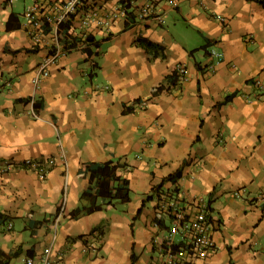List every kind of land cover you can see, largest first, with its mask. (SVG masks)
Returning a JSON list of instances; mask_svg holds the SVG:
<instances>
[{
    "label": "crops",
    "instance_id": "obj_1",
    "mask_svg": "<svg viewBox=\"0 0 264 264\" xmlns=\"http://www.w3.org/2000/svg\"><path fill=\"white\" fill-rule=\"evenodd\" d=\"M38 1L50 3L0 0V161L15 164L0 173V263L26 264L55 235L58 264H152L159 203L180 192L181 206L204 199L218 222L216 248L183 264H264V92L254 98L264 4L129 0V18L91 24L94 44L69 51L36 84L48 48L31 39L23 13ZM148 1L154 8L139 15ZM93 2L113 10L123 0ZM212 46L224 51L214 70ZM27 160L45 165V177ZM111 160L132 199L78 211L90 204L83 165ZM161 223L173 228L168 216Z\"/></svg>",
    "mask_w": 264,
    "mask_h": 264
},
{
    "label": "built area",
    "instance_id": "obj_2",
    "mask_svg": "<svg viewBox=\"0 0 264 264\" xmlns=\"http://www.w3.org/2000/svg\"><path fill=\"white\" fill-rule=\"evenodd\" d=\"M176 5V0H169ZM127 4V3H126ZM154 8L153 2H146L140 9V14L148 12ZM46 9H49L46 11ZM82 9V15L78 19L76 27H71L73 37L85 40L90 34L87 30L91 24H95L100 28H110L113 20L118 16H124L126 19L130 16L129 8L125 4L116 6L113 10L94 5L93 0H50L45 5L43 2H36L28 6L23 15L26 19V30L36 45L48 48L45 58L38 64L37 75L34 82L38 84L42 76L50 74V65L58 62V60L69 53L74 48L84 47L83 43L71 42L67 44L61 42L59 34V24L71 18L72 14ZM40 12L41 16L36 13ZM222 22L226 20L224 16H219ZM49 29V30H48ZM73 42V41H72ZM211 62L209 67L214 70L218 63L224 59V51L217 47L209 48ZM177 75L178 83H182L189 78L188 68L184 63H177L174 68ZM254 85L258 88L259 93L254 94V98L260 99L264 92V79L256 78ZM146 101H140V106H146ZM32 114L37 112L32 110ZM26 165L34 169L42 177H45L47 168L37 160H27ZM15 167L10 160L0 161V173H7ZM180 196L172 198L168 195V199L159 203L158 216L160 220H156V227L163 231L162 238H156L160 254L152 264H183L185 257H207L212 250L216 248L214 233L217 230L218 222L211 213L208 202L204 199H194L191 202L181 206ZM183 197V196H182ZM257 197L264 200V191H260ZM193 207V211H188V205ZM192 209V208H191ZM165 216L171 219L173 228L163 227L161 220ZM57 224V219H56ZM56 236L54 235L53 243ZM53 243L44 248L43 252L38 255L28 256L25 260L26 264H58L59 261L53 259L51 252Z\"/></svg>",
    "mask_w": 264,
    "mask_h": 264
},
{
    "label": "trees",
    "instance_id": "obj_3",
    "mask_svg": "<svg viewBox=\"0 0 264 264\" xmlns=\"http://www.w3.org/2000/svg\"><path fill=\"white\" fill-rule=\"evenodd\" d=\"M123 1L126 2L127 0ZM258 1L264 4V0ZM128 6H130V4H128L127 7ZM82 11L83 10L80 9L72 14L70 19L60 22L59 34L61 42L65 44L71 42L73 45L78 42L85 44V46L94 44L95 39L93 36H88L85 40H83L73 37L72 35L71 27L77 26L78 19L82 15ZM15 16H17L15 12H12L7 23L8 28L12 26L11 19ZM174 83H176V81H174ZM34 104L36 105V101ZM119 166V161L114 160L97 164L89 162L83 165L81 174H88L90 181L82 195L90 199V204L88 206H84L83 208H78V211L84 210L85 212H92L94 210L102 209L104 206L111 207L117 200L128 202L132 199L129 180L118 173ZM157 218L159 219V216ZM0 264H8V260Z\"/></svg>",
    "mask_w": 264,
    "mask_h": 264
},
{
    "label": "clouds",
    "instance_id": "obj_4",
    "mask_svg": "<svg viewBox=\"0 0 264 264\" xmlns=\"http://www.w3.org/2000/svg\"><path fill=\"white\" fill-rule=\"evenodd\" d=\"M127 3V4H126ZM122 4H125V6L127 7V5L128 4H130V1L129 0H127L126 2H122ZM122 4H120V5H122ZM130 6H128L127 8H129ZM131 14V13H130ZM130 17V16H129ZM89 36H91V35H89ZM159 219H160V217H159ZM158 218L156 219V220H159Z\"/></svg>",
    "mask_w": 264,
    "mask_h": 264
},
{
    "label": "rangeland",
    "instance_id": "obj_5",
    "mask_svg": "<svg viewBox=\"0 0 264 264\" xmlns=\"http://www.w3.org/2000/svg\"><path fill=\"white\" fill-rule=\"evenodd\" d=\"M19 8L22 7V0L18 3ZM191 32H194L193 30ZM196 36V34H194Z\"/></svg>",
    "mask_w": 264,
    "mask_h": 264
}]
</instances>
